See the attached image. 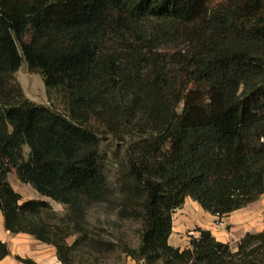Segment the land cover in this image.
I'll return each instance as SVG.
<instances>
[{"label": "trees", "instance_id": "trees-1", "mask_svg": "<svg viewBox=\"0 0 264 264\" xmlns=\"http://www.w3.org/2000/svg\"><path fill=\"white\" fill-rule=\"evenodd\" d=\"M22 61L64 113L24 96ZM91 121L122 142L103 150ZM12 170L63 211L23 199ZM263 192L264 0H0L6 230L52 245L60 264L116 247L139 264H264V230L235 247L201 227L188 247L168 242L186 197L221 217ZM104 205L139 224L137 244L94 230L88 213Z\"/></svg>", "mask_w": 264, "mask_h": 264}, {"label": "crops", "instance_id": "crops-1", "mask_svg": "<svg viewBox=\"0 0 264 264\" xmlns=\"http://www.w3.org/2000/svg\"><path fill=\"white\" fill-rule=\"evenodd\" d=\"M43 199H46V197H43ZM48 200L50 201L51 199L48 198ZM175 224H177L176 229ZM195 225L210 230L217 240L227 242L235 247L237 242L247 232L256 233L264 230V192L258 199L247 206L236 209L221 217L204 211L196 201H193L190 197H186L182 206L172 213V232L168 238V242L180 249L188 247L189 241L185 238L183 232L195 227ZM178 231L181 234L176 238L173 235ZM0 240L7 244L9 250V254L0 260V264H23L15 256L30 257L38 264L57 263L58 259L55 248L52 245L39 242L34 236L27 233L9 232L4 228L1 212ZM40 244L44 246L39 247ZM46 246L48 247L46 248Z\"/></svg>", "mask_w": 264, "mask_h": 264}, {"label": "rangeland", "instance_id": "rangeland-1", "mask_svg": "<svg viewBox=\"0 0 264 264\" xmlns=\"http://www.w3.org/2000/svg\"><path fill=\"white\" fill-rule=\"evenodd\" d=\"M14 78L20 85L26 98L35 103L49 105L59 112H65L63 105L58 100V98L54 97L53 95L49 96L47 94L41 75L36 71H31L25 61H22L21 65L14 73ZM87 125L98 134L103 150L113 149L115 145L122 142L118 138H114L112 135L107 134L104 131V128L97 123L91 121L88 122ZM105 169L108 172L114 169L113 163L110 159L106 163ZM8 179L13 188L20 193L23 199L43 198L30 185L20 182L13 170L8 174ZM46 200H48V198H46ZM49 202L55 210L60 212L63 211L62 205L52 200ZM106 208L107 207L104 205V212L100 208H92L89 211L88 219L94 230L101 237L110 239L116 245L123 240L131 243L132 245L137 244L139 240V224L131 220H118L113 212L107 214ZM190 213L192 214L191 211ZM174 226L176 229L177 224ZM197 227L199 226L195 225V227L187 229L183 232V235L186 239H188V241L193 234H197ZM179 234H181L180 231L175 232L173 236L177 238ZM73 239L74 236H71L67 239V241L70 243ZM40 246L44 245L40 244L39 247ZM47 247L48 246H46V248ZM78 254L79 252L76 253V260L79 259ZM85 257L88 258V260L85 259L84 264H139L135 260L121 253L118 247H116V249L111 252H96L93 250L91 254L85 255ZM56 264H60V262L57 260Z\"/></svg>", "mask_w": 264, "mask_h": 264}, {"label": "built area", "instance_id": "built-area-1", "mask_svg": "<svg viewBox=\"0 0 264 264\" xmlns=\"http://www.w3.org/2000/svg\"><path fill=\"white\" fill-rule=\"evenodd\" d=\"M194 236L196 235V234H193Z\"/></svg>", "mask_w": 264, "mask_h": 264}]
</instances>
